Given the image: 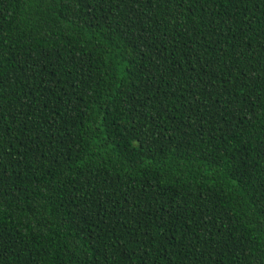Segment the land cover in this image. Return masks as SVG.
<instances>
[{"label":"trees","instance_id":"16d2710c","mask_svg":"<svg viewBox=\"0 0 264 264\" xmlns=\"http://www.w3.org/2000/svg\"><path fill=\"white\" fill-rule=\"evenodd\" d=\"M0 264H264V0H0Z\"/></svg>","mask_w":264,"mask_h":264}]
</instances>
